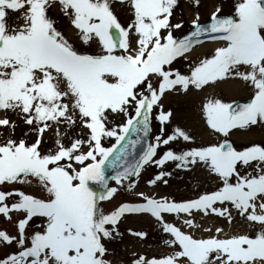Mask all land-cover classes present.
Listing matches in <instances>:
<instances>
[{
    "label": "snow or ice",
    "instance_id": "obj_1",
    "mask_svg": "<svg viewBox=\"0 0 264 264\" xmlns=\"http://www.w3.org/2000/svg\"><path fill=\"white\" fill-rule=\"evenodd\" d=\"M119 2L131 13L127 26L113 10L114 0H0V111L5 113L0 118V214L9 220L11 213L18 214L16 235L0 230V247L6 249L0 264H113L105 258L107 245L121 235L117 225L125 214H149L170 237L164 240L169 252L151 257L133 253L131 264H264V145L254 142L238 149L227 138L232 130L264 124V0H236L228 16L219 15L222 9L216 7L205 24L197 13L191 30L180 38L174 32L183 20L172 23L179 0ZM52 9L68 19L83 45L94 42L97 50L76 47L58 30ZM202 37L223 46L191 63L188 74L174 68ZM228 78L250 86L249 101L210 97L201 109L207 126L223 140L195 145L179 126L166 132L173 117L162 103L166 93L201 90ZM9 113L27 127L23 138H17L19 123ZM154 113L159 134L139 159L112 177L116 185L128 181L133 189L131 177L139 178L151 165L161 170L147 183L167 184L164 177L171 173L163 166L176 162L184 169L202 163L217 186L182 201L140 192L142 202H124L106 212L102 202L118 192L109 185L106 162L130 131L148 137ZM113 115L121 122L110 120ZM76 128L80 133L70 135ZM48 132L54 146L42 151ZM111 138L115 143L106 147L104 141ZM179 140L194 146L179 152L169 147ZM162 147L166 150L160 154ZM126 148L119 149L117 160L127 155ZM33 180L46 195L2 188L30 186ZM197 214L222 218L230 227L239 217L258 231L203 227ZM166 215L180 217L182 226ZM34 218L40 223L33 225ZM201 229L208 235L196 236ZM129 233L142 240L148 236Z\"/></svg>",
    "mask_w": 264,
    "mask_h": 264
},
{
    "label": "rangeland",
    "instance_id": "obj_2",
    "mask_svg": "<svg viewBox=\"0 0 264 264\" xmlns=\"http://www.w3.org/2000/svg\"><path fill=\"white\" fill-rule=\"evenodd\" d=\"M235 2L236 0H200V4L197 7L193 0H179L178 6L174 10L172 23L175 24L183 20L184 26L181 29L176 30L174 32V35L179 38L181 35L191 30V21L195 18L197 13H199L200 15L201 23L210 20L211 13L215 11L216 7H221L222 9L219 15H231L234 11ZM112 6L121 24L127 26V24L131 22V13L127 11L126 5H122L119 0H114ZM50 15L58 18L56 25L58 30H61L66 37L74 42L76 47L80 48L81 50H87L91 52H95L97 50L96 44L94 42L90 47L81 43L79 38L75 35V30L70 25L68 19L62 17L61 13L57 9H52ZM11 22L12 21H10V23ZM212 42L213 41L204 43L202 42L199 46H195L194 49L188 54V59L178 58L177 61L174 62L173 67L178 68L183 74H188L189 65L191 63L198 62L200 58H203L205 55L211 54L216 47L223 46L222 43L213 45ZM234 80L239 82V87L241 90H243L242 93L239 92L236 94L232 89L226 91L222 88L216 89L217 85H232L234 84ZM204 94L206 96L204 102L207 98L210 97L220 98L227 103L245 101L250 99V86L239 78L238 80L237 78H228L221 82L205 86L203 90H197L193 87H190L186 93L182 91L166 93L163 97L162 103L165 106V110L170 109L173 112L172 120L169 124L166 125L165 128L167 133H171V130L174 127L179 126L188 131L194 137L195 145H208L224 139L221 134L215 133L209 127V131L205 132L206 135L203 134L202 136L199 133L191 132L190 126L186 127L181 122H179L180 115L185 111L188 113L190 104L194 103L197 100L200 101L199 99L202 96L204 97ZM197 107H199V105H197ZM200 112L202 111H199V113ZM4 115L5 113L3 111H0V118H3ZM9 115L13 120L18 121V118L14 114L9 113ZM200 115V118L202 119V113ZM109 118L115 123L121 122V117L119 116L113 115ZM18 123L19 127H17L16 129V136L17 138H23L22 132H28V129L23 125L22 122L18 121ZM159 128L160 124L155 119L154 113L153 117L150 120L151 142H154L155 136L159 134ZM3 131L4 129H0V132ZM80 131V128H76L70 133V135H77L80 133ZM227 138L231 142H233L234 146H236L238 149L241 148L242 145L248 146L254 142L264 145V124L253 126L248 130H232ZM2 139H4V137H0V140ZM45 141L46 142L41 146L42 151H46L47 149L54 146V136L52 132H48L45 134ZM65 142L67 143V139H65ZM114 143L115 138L106 139L104 141L106 147H111V145ZM191 146L194 145L188 142H184L183 140L172 142L169 145V147L177 152ZM165 150L166 149L162 147L159 150L160 154H162ZM202 168H204V170ZM160 170L161 169L155 165L147 166L141 171V175L139 178L135 176L131 178V180L135 182L136 185L133 189H129L127 187L128 181H125L123 185H116L115 181H112L110 183V186L117 187L118 192L113 199L102 202V207L106 212H111L124 202H142L137 196V193L140 192H143L149 196L168 197L170 199H175L176 201H182L195 198L200 192L214 190L217 186V178L215 177V175L210 174L208 169L202 163L191 166L188 169H184L177 168L176 162H167L163 166L164 171L171 173L170 176L164 177V179L168 181L167 184H165L163 180H161L156 185H149L147 181L150 178H153ZM2 188L4 190L22 188V190L26 193H32L37 196L46 195L40 190V188L36 186L34 180L30 186L20 184H5L2 186ZM8 202L11 203L12 201L9 200ZM11 215L13 217V220H9L5 216L0 214V230H6L8 233L16 235L17 228L15 225V217L18 214L13 212L11 213ZM165 218L170 222L176 223L177 226H182L180 217H176L174 215H166ZM196 221L203 225V227L223 226L225 228V231H233L236 229L248 233L258 231V228L249 227L246 223L242 222L239 217H237L235 225L231 227L224 219L218 218L214 215L204 218L202 217V215L197 214ZM39 223V218H34L33 225ZM117 228L121 235L116 237L114 241L107 245L109 248V253L105 257L106 259L111 260L113 264H131V257L133 253L144 254L148 257H151L153 255L167 253L171 250L164 244V240L170 238L169 235L161 231L159 225L149 214H125L118 222ZM129 229L133 231H144L148 233V236L143 240L136 238L129 233ZM182 230L193 231L186 227L182 228ZM29 232H31V228H29ZM195 235L199 237L201 235L206 236L208 234L204 233L203 229H201L195 231ZM13 247L15 248L16 246L14 245ZM5 251V248L0 247V255H2Z\"/></svg>",
    "mask_w": 264,
    "mask_h": 264
},
{
    "label": "water",
    "instance_id": "obj_3",
    "mask_svg": "<svg viewBox=\"0 0 264 264\" xmlns=\"http://www.w3.org/2000/svg\"><path fill=\"white\" fill-rule=\"evenodd\" d=\"M244 102H237L239 104L246 103ZM134 146L131 145V141H137ZM150 142V132L148 137H143V133H136L134 131H130L126 134V139L121 142L120 145H117L116 150H114L113 155L110 157L109 161L106 162L105 165V175L109 178V182L112 180V177L116 175L118 171L123 170V166L125 163H134L137 159H139L140 155L142 154L143 150L146 148L147 144ZM127 146L126 151L127 155L124 156L121 160H117L116 156L121 155L119 149L121 147ZM90 186L97 192L101 191V186L95 182H91Z\"/></svg>",
    "mask_w": 264,
    "mask_h": 264
},
{
    "label": "bare ground",
    "instance_id": "obj_4",
    "mask_svg": "<svg viewBox=\"0 0 264 264\" xmlns=\"http://www.w3.org/2000/svg\"><path fill=\"white\" fill-rule=\"evenodd\" d=\"M126 8H127V11L130 12L129 8L127 7V5H126ZM212 43H213V45H217V44L222 43V42L213 41ZM237 80H238V78H237ZM217 88H222L225 91L229 90V89H232V90H234V93H236V94L239 93V92L242 93V91H243V90L240 89L239 82L236 81V80H234V84H232V85L221 84V85H217L216 89ZM205 97L206 96L204 94V97L202 96L200 99L198 98L200 101L197 100L194 103L190 104V106H189L190 109L188 110L189 114L185 111L184 113H182L180 115V118H179V122H181L184 126H186V127L190 126L191 132L199 133L202 136H203V134H205V132L209 131L208 126H207L206 122L204 121V118H202V119L200 118L201 117L200 114L202 112L199 113V111H201V109H202V104L204 103ZM197 105H199V107H197ZM202 124H203V127H202ZM202 169L204 170V168H202Z\"/></svg>",
    "mask_w": 264,
    "mask_h": 264
}]
</instances>
